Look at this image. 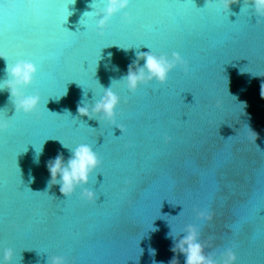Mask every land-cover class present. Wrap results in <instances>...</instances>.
Instances as JSON below:
<instances>
[{"label":"water","instance_id":"obj_1","mask_svg":"<svg viewBox=\"0 0 264 264\" xmlns=\"http://www.w3.org/2000/svg\"><path fill=\"white\" fill-rule=\"evenodd\" d=\"M106 5L0 0V264L7 249L11 264H184L172 248L189 227L216 264L228 249L264 264V17L252 0H130L100 28ZM149 52L187 70L133 91ZM22 59L37 67L32 114L3 87ZM109 88L112 120L92 112ZM82 144L101 163L65 196L48 163Z\"/></svg>","mask_w":264,"mask_h":264},{"label":"clouds","instance_id":"obj_2","mask_svg":"<svg viewBox=\"0 0 264 264\" xmlns=\"http://www.w3.org/2000/svg\"><path fill=\"white\" fill-rule=\"evenodd\" d=\"M223 2L224 7L229 9L230 5L237 3L238 0H223ZM129 3L130 0H107V5L103 10V18L98 22V26L103 28L113 16L126 9ZM252 4L256 13L264 17V0H252ZM124 19L128 23H131L133 18L128 13H125ZM137 59L144 60L143 67H137L136 70H133L130 66L126 76L128 87L133 91L137 88L138 84L152 79L157 80L161 84L165 83L168 73L177 65L185 66V70H187L186 62L175 52L172 54L171 59L167 56H156L150 52L141 53ZM6 71L10 79L4 82L3 87L10 91L11 97L14 99L16 111L23 112L24 114L34 113L39 106L40 96L38 94L25 95L22 89L27 88L33 83L37 72L36 65L31 60L22 59L9 65ZM261 95L264 97V85H262ZM118 102L119 98L109 88L105 91L102 99L96 103L92 112H102L107 119L112 120ZM78 113L81 116L87 117L91 115L87 106L78 107ZM7 128L8 122L0 120V130ZM100 163L99 157L92 148L89 145L82 144L72 152L67 162H65L62 155H58L48 163V169L51 174L50 183L52 185L59 184L61 193L69 196L77 186L88 182L90 174ZM83 196L89 201L95 199V194L87 189L83 192ZM200 215L209 224L214 220L213 213L207 215L200 213ZM198 236V232L194 228L189 227L187 235L174 244L172 248L173 253L182 254L185 257L184 264H216V261L210 255L205 254L207 244L200 243ZM12 258V250L7 249L4 255L5 264H11ZM236 262L237 256L231 249L223 253V264H236ZM50 264H65V260L63 257H52ZM170 264H178L175 256L170 261Z\"/></svg>","mask_w":264,"mask_h":264},{"label":"snow or ice","instance_id":"obj_3","mask_svg":"<svg viewBox=\"0 0 264 264\" xmlns=\"http://www.w3.org/2000/svg\"><path fill=\"white\" fill-rule=\"evenodd\" d=\"M70 2H75V0H70ZM87 15V14H86ZM0 57L4 58L2 55H0ZM61 143H63L62 141H60ZM66 146V145H65Z\"/></svg>","mask_w":264,"mask_h":264}]
</instances>
